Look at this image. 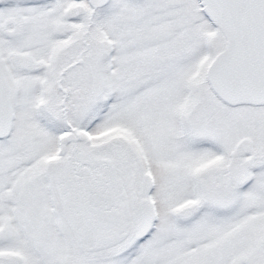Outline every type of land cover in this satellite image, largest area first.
Here are the masks:
<instances>
[{
    "label": "snow or ice",
    "instance_id": "6c2138e0",
    "mask_svg": "<svg viewBox=\"0 0 264 264\" xmlns=\"http://www.w3.org/2000/svg\"><path fill=\"white\" fill-rule=\"evenodd\" d=\"M0 264H264V0H0Z\"/></svg>",
    "mask_w": 264,
    "mask_h": 264
}]
</instances>
